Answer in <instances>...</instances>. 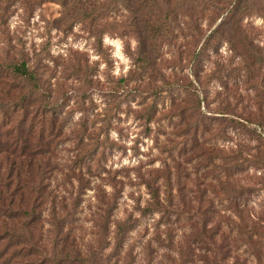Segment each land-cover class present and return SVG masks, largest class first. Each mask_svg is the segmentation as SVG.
Segmentation results:
<instances>
[{"label":"rangeland","instance_id":"rangeland-1","mask_svg":"<svg viewBox=\"0 0 264 264\" xmlns=\"http://www.w3.org/2000/svg\"><path fill=\"white\" fill-rule=\"evenodd\" d=\"M0 264H264V0H0Z\"/></svg>","mask_w":264,"mask_h":264},{"label":"trees","instance_id":"trees-1","mask_svg":"<svg viewBox=\"0 0 264 264\" xmlns=\"http://www.w3.org/2000/svg\"><path fill=\"white\" fill-rule=\"evenodd\" d=\"M12 69L14 72H17L22 76H25V77L31 76V73H29V71L26 69L25 65L14 66Z\"/></svg>","mask_w":264,"mask_h":264}]
</instances>
